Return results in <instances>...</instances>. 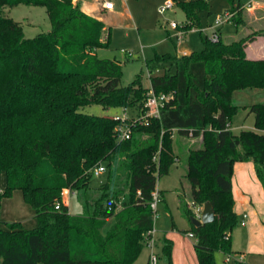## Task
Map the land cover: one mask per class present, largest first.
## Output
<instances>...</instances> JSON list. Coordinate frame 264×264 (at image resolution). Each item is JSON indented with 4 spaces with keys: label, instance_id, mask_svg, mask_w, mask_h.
<instances>
[{
    "label": "trees",
    "instance_id": "1",
    "mask_svg": "<svg viewBox=\"0 0 264 264\" xmlns=\"http://www.w3.org/2000/svg\"><path fill=\"white\" fill-rule=\"evenodd\" d=\"M172 1L184 13L181 28L188 31L199 25V12L209 9L210 0ZM228 3L232 22L240 24L242 4ZM19 4L44 7L50 29L26 38L21 25L3 12ZM263 33L228 41L220 35L216 42L204 36L199 52L156 53L146 65L169 64L174 73L150 76V87H144L140 71L122 86L121 62L95 52L108 45L109 27L85 13L79 0H0V174L6 176L1 195L20 190L37 222L31 230L18 221L0 225V264L134 263L153 228L149 203L157 179L178 158L174 132L202 136L199 148L183 153L185 177L192 204L210 202L215 219L194 226L192 208L180 201L197 264H217L218 250L231 253L230 235L239 223L232 195L234 163L251 161L264 190V60L245 54L248 42ZM150 90L173 93V98L159 118L136 124L129 139H117L119 120L79 111L99 104L140 116ZM240 93L254 102L237 99ZM239 108L254 113L256 130H230ZM99 163L106 167V180L91 187ZM66 189L77 196L80 215L62 203ZM172 246L164 237L167 264H172Z\"/></svg>",
    "mask_w": 264,
    "mask_h": 264
},
{
    "label": "rangeland",
    "instance_id": "2",
    "mask_svg": "<svg viewBox=\"0 0 264 264\" xmlns=\"http://www.w3.org/2000/svg\"><path fill=\"white\" fill-rule=\"evenodd\" d=\"M166 1L168 0H113L114 8L101 13L102 22L106 28H110V38L106 47L97 48L95 52L98 58L116 59L121 62L120 85H128L140 71H142L141 81L144 87H150V76L161 75L165 72L174 73V67L169 66V64L165 67L151 62L149 63L150 69H148L145 61L152 59L156 53L170 52L176 54L182 46L189 52H199L203 48L202 38L210 35V25L216 16L223 14L229 8L228 0H210L209 9L199 12V25L184 31L182 40L177 41L174 37L176 31L172 30L170 23L175 21L182 24L185 19L184 13L176 6L162 14L159 13L158 8ZM247 11V9H243L242 23L246 21ZM3 12L4 15L21 25L26 38H32L41 32H46L51 27L46 9L42 6L25 4L5 6ZM241 22L236 24L238 36L248 32L251 34L256 31H264V26H260L261 29L256 26V31L244 30L242 32V29L240 30L242 28ZM222 28L227 31L231 29V26L224 24ZM253 28L251 27L252 30ZM106 35L107 30L103 32L102 36L105 37ZM122 50L130 51L132 55L128 56ZM236 98L247 104L255 100L244 93L237 94ZM79 111L109 117H112L114 113L118 115L123 113L122 108H104L99 104L81 106ZM254 121V113L250 112L249 108H239L232 116L229 126L233 133L238 134L241 130H255ZM173 139V150L178 158L170 166L168 173L159 177L156 182V190L162 191L163 199L158 203L157 216L154 218L152 228L154 242L152 247L147 242L143 244L134 262L136 264H147L152 253L157 257V264H167L162 256L164 237L172 240V264H197L193 246L194 237L188 234L190 222L182 214L180 201L186 202L191 208L194 207L190 184L185 177L186 161L183 153L187 152L189 148H199L202 143V136L191 138L178 137L177 134H174ZM105 180V173L93 175L90 179V186L99 187ZM5 187L6 176L3 172L0 174V195ZM66 199L69 212L73 215H80L82 207L77 196L74 193H69ZM16 221L21 222L22 226L28 230L34 229L37 225L34 210L25 202L20 190L13 191L10 196H0V225L4 226L6 222ZM214 256L217 264H224V259L227 258L220 250L216 251Z\"/></svg>",
    "mask_w": 264,
    "mask_h": 264
},
{
    "label": "crops",
    "instance_id": "3",
    "mask_svg": "<svg viewBox=\"0 0 264 264\" xmlns=\"http://www.w3.org/2000/svg\"><path fill=\"white\" fill-rule=\"evenodd\" d=\"M239 1L242 8L248 10V16L245 17L246 21L242 23L240 30L253 32L257 30L256 26L261 29L260 26H264V0ZM79 2L85 13L100 20L102 12L112 10L103 8L100 0H79ZM227 25H230L231 29L224 31L222 28L224 25L220 28L222 38L233 40L249 35L248 32L238 36L235 23L231 22ZM251 27L255 29L252 30ZM188 53L190 52L182 46L175 55ZM245 54L251 60H264V33L255 36L252 41L248 42ZM146 66L150 69L149 65ZM116 114L114 113V115ZM261 132L264 133V130ZM174 134L176 133L174 132ZM231 182L234 210L238 215L239 223L231 232L232 252L224 253L225 257L227 256L224 259V264H264V190L255 175L253 163L251 161L235 162ZM158 191L162 193L161 190ZM66 196L67 194L64 195V198L67 203ZM160 199H163L162 194H160Z\"/></svg>",
    "mask_w": 264,
    "mask_h": 264
},
{
    "label": "built area",
    "instance_id": "4",
    "mask_svg": "<svg viewBox=\"0 0 264 264\" xmlns=\"http://www.w3.org/2000/svg\"><path fill=\"white\" fill-rule=\"evenodd\" d=\"M102 7L105 9H113L114 7V2L113 0H100ZM174 7V2L172 0L166 1L163 5H161L158 8L159 13H164L166 10L171 9ZM233 12L230 11H225L223 14L217 15L216 18L214 19L213 23L210 25L211 28V33L207 38L210 41L216 42L219 40L220 37V28L227 23L232 22V17H233ZM170 26L172 29L176 31L174 37L176 38L177 41H180L183 38L184 34V29L181 28V24H178L175 21H172L170 23ZM128 56H131L132 53L130 51H124ZM173 98V93L165 94V93H155L153 90H150L148 92L144 107L145 111L143 114L140 116H134L131 117L127 111V109H123V113L121 115H113L112 118L115 120H119L120 123L119 125L116 126L115 131H116V137L118 140H125L129 139L131 136V133L133 131V128L136 126V124L139 125H149L150 120L154 118H159L160 117V110L161 108L169 102ZM106 172V167L104 164L99 163L93 170L92 174L94 176L104 174ZM69 193H74L68 189H66L64 192H62V195L64 194H69ZM64 195L62 196V203L66 204ZM160 195L158 191H154L152 193V199L149 203L151 210L153 211L154 218L157 216V206L158 203L160 202ZM60 204L57 203L55 208H59ZM190 206V205H189ZM194 207H192V210L194 212V217L200 218L202 208L201 206H196L193 204ZM152 233L153 229L147 231L146 233V238L145 242H147L148 245L152 247L153 245V238H152ZM189 236H193L192 233H188ZM136 264V263H132ZM148 264H157V257L154 253H152L149 257Z\"/></svg>",
    "mask_w": 264,
    "mask_h": 264
},
{
    "label": "water",
    "instance_id": "5",
    "mask_svg": "<svg viewBox=\"0 0 264 264\" xmlns=\"http://www.w3.org/2000/svg\"><path fill=\"white\" fill-rule=\"evenodd\" d=\"M215 219V212L210 202H205L202 208L200 218L191 217V222L194 226L198 227L202 224L212 222Z\"/></svg>",
    "mask_w": 264,
    "mask_h": 264
}]
</instances>
